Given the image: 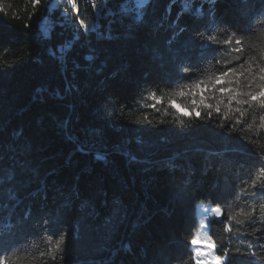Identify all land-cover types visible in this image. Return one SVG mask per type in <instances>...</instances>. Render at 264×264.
Returning a JSON list of instances; mask_svg holds the SVG:
<instances>
[{"label":"trees","instance_id":"1","mask_svg":"<svg viewBox=\"0 0 264 264\" xmlns=\"http://www.w3.org/2000/svg\"><path fill=\"white\" fill-rule=\"evenodd\" d=\"M55 1L0 0V264H197L200 203L221 211L225 264H264V110L236 124L223 105L168 106L244 59L264 66V0H113L69 71L51 54L61 30L41 32Z\"/></svg>","mask_w":264,"mask_h":264},{"label":"snow or ice","instance_id":"2","mask_svg":"<svg viewBox=\"0 0 264 264\" xmlns=\"http://www.w3.org/2000/svg\"><path fill=\"white\" fill-rule=\"evenodd\" d=\"M38 2V0H36ZM232 37L223 41L225 45H231ZM242 41L240 39L235 40V45L240 46ZM232 52L242 53L243 49L240 47H233ZM241 57L237 56L236 60H240ZM219 62V61H218ZM248 67L244 69V65ZM238 69H244L243 71ZM199 89V99L196 98V91ZM246 89V90H245ZM175 97H189L190 103L178 104ZM149 100L153 101L151 107L155 108L157 104L163 102L164 97H158L155 93H152ZM214 101V103H213ZM221 105H223L225 111L223 118L229 119V113L239 114L235 123H241L242 117L246 114L248 108L258 106L264 110V66L258 67L252 63L250 59H244L243 63L237 66L227 68V70L213 74L207 81L199 80L197 83L189 87L188 91L181 89L173 94V98L168 100V106L174 108L177 113L183 116L191 117L195 116L197 119L201 118L202 112L210 119L215 112L217 115L221 114ZM147 119V117H145ZM261 121H264V116L260 117ZM183 124V120L180 121ZM250 127V125H249ZM98 159L103 157L99 156ZM239 223V221H238ZM199 237L192 239L193 245L198 244ZM65 244L63 238L59 239L55 244L56 250H62L61 246ZM207 247L210 249L215 248V244L212 242L207 243ZM203 255L202 252L197 250L196 256ZM219 264V258L213 257ZM206 264V262H204Z\"/></svg>","mask_w":264,"mask_h":264},{"label":"built area","instance_id":"3","mask_svg":"<svg viewBox=\"0 0 264 264\" xmlns=\"http://www.w3.org/2000/svg\"><path fill=\"white\" fill-rule=\"evenodd\" d=\"M112 13L113 3L105 4V0H57L41 32L42 35L51 37L56 29L61 30L63 40L51 54L59 61H63L65 71H69V55L75 43L82 35L87 36L88 33L97 36L104 16ZM88 58L91 59L92 55Z\"/></svg>","mask_w":264,"mask_h":264},{"label":"rangeland","instance_id":"4","mask_svg":"<svg viewBox=\"0 0 264 264\" xmlns=\"http://www.w3.org/2000/svg\"><path fill=\"white\" fill-rule=\"evenodd\" d=\"M133 3L137 8L143 7L140 5L139 1H133ZM184 5L187 6L188 4ZM198 216L200 228L195 238L199 237V242L198 244L193 245V247L195 255L197 250L202 252L203 255L199 257L196 256L197 264H204V262H206V264H217V261L213 259V257H218L216 254V247L214 249H210L207 247V243L209 241L212 242L209 235L210 222L215 218H220L221 211L210 204L200 203L198 204ZM219 264H225V260L219 258Z\"/></svg>","mask_w":264,"mask_h":264},{"label":"bare ground","instance_id":"5","mask_svg":"<svg viewBox=\"0 0 264 264\" xmlns=\"http://www.w3.org/2000/svg\"><path fill=\"white\" fill-rule=\"evenodd\" d=\"M52 1H53V0H52ZM111 1H113V0H105V4H108V3L111 2ZM138 1L140 2V5L143 6V5H145L149 0H138ZM56 2H57V0L51 4V8H54V7H55ZM49 6H50V5H49ZM47 18H48V17H47ZM47 21H48V19H45L44 22L42 21V22H43V25H42V28H41V29H43V28L45 27V24H46ZM41 24H42V23H41Z\"/></svg>","mask_w":264,"mask_h":264}]
</instances>
